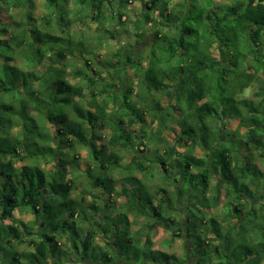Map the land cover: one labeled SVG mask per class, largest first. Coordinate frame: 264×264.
<instances>
[{
  "label": "trees",
  "instance_id": "16d2710c",
  "mask_svg": "<svg viewBox=\"0 0 264 264\" xmlns=\"http://www.w3.org/2000/svg\"><path fill=\"white\" fill-rule=\"evenodd\" d=\"M46 1L58 12L38 24L36 0H0V264H66L81 253L91 264H264V170L254 160L257 152L264 164V83L258 101L241 97L264 82V0H183L176 17L172 0H141L143 22L157 26L147 68L122 48L94 66L89 38L68 27L136 0H75L71 9L70 0ZM165 93L176 102L163 105ZM102 127L111 132L104 144ZM165 129L176 137L161 155ZM137 140L153 157L124 162L120 149ZM158 165L167 186L153 189L138 173L152 181ZM17 209L34 219H16ZM160 223L185 235V257L154 248Z\"/></svg>",
  "mask_w": 264,
  "mask_h": 264
},
{
  "label": "rangeland",
  "instance_id": "374dc122",
  "mask_svg": "<svg viewBox=\"0 0 264 264\" xmlns=\"http://www.w3.org/2000/svg\"><path fill=\"white\" fill-rule=\"evenodd\" d=\"M183 0H172L171 5L174 6L175 9V17L179 15V7L177 6V3L181 2ZM230 0H216L218 3L223 2H229ZM75 5V0H70L68 4V8L71 9ZM106 11V17L107 20L101 19V21L95 20L93 17L86 14H83V18L80 19L74 26L72 24L68 25L69 29H71L73 32L82 30L86 38H89L88 41L91 43V53H87L85 57H90L94 60V66H100L104 61L112 59L113 60V53H115L118 49H126L127 53L129 55L135 56V61H141L143 68L148 67L149 63V56L152 49V38H153V32L157 29V26L154 22H143V17L141 15L145 11L144 1L136 0L132 3H129L126 8L120 9V7L116 4H113L112 7H107L105 9ZM122 11L123 16L121 19L118 18V12ZM53 13L54 15L58 12L57 9H53L52 7H49L47 5L46 0H36L35 9H34V17L38 24H41L42 17L49 16V13ZM12 14L14 15L13 19L20 21L22 19L21 12L19 10H13ZM113 15V18H110L109 16ZM154 17L157 19V21H161L163 17L159 14L158 11L154 12ZM7 16L9 17V14L5 12L3 21L9 22ZM69 17L74 19V15L70 10ZM52 18L53 21L56 19L55 16ZM178 20L173 21L172 25L175 27L178 24ZM176 25H175V24ZM166 31H169L170 28L167 26H163ZM162 27V28H163ZM80 28V29H79ZM104 28L107 30L113 31L114 35L110 34V32H105ZM89 47V49H90ZM204 52V51H203ZM217 52V51H216ZM200 53V52H199ZM202 54V53H201ZM85 57L77 58L76 62L80 65L82 63V59L84 61ZM68 59L72 60L73 57L68 56ZM116 59V58H115ZM114 59V61H115ZM64 61V60H63ZM45 66V65H44ZM106 74V73H104ZM133 68L128 69V77H132L133 85L135 88V92L133 94V98L136 101L138 99V93L137 91H141L140 83L138 81L137 76L135 75ZM260 77L264 81V74L261 73ZM73 82H79L77 78L72 77ZM264 82H259L258 80L255 81L249 88L245 90L244 93L241 94V97H249L254 99L255 101H258L260 97L255 96V92L260 90V86L263 85ZM121 86L120 88H122ZM161 101L163 105H166L173 101L175 103L176 101L174 98L167 93L163 94L161 97ZM148 121L150 122L151 127H156L158 125V121L151 116H147ZM238 124V121L232 120L228 123V126L231 129H234ZM141 124H135L131 127V130L134 132H137L139 130V126ZM104 131L105 139H101L99 143L104 144L107 142V139L110 137V130L102 127ZM162 136H167V142H161L158 146L157 152L159 154H163L165 152V148L168 144H173L175 141L176 134L175 133H168V130H164L162 132ZM139 140L136 142H133V144L128 148L120 149V152L124 154L125 159L124 162H129L133 157L137 158H143L148 155L150 157H153L148 151L147 148H145L143 145H139ZM150 149L155 150V146L151 145ZM178 151L183 152L182 147H177ZM79 151L82 155V162L80 167L83 169V171L88 167L90 164L89 159V153L87 148H79ZM109 151V150H108ZM195 155L202 156L204 155V151L200 148H196ZM254 160L260 166L262 170H264V164L262 163V159L258 156L257 152H254ZM176 156V155H175ZM67 160L71 159L70 157H66ZM45 168L51 167V164L43 165ZM68 167H70L68 165ZM163 169L162 165H158L155 168V177L152 178V181H149L150 178H146L143 176V174L138 173V176L143 177L146 179V182L150 183L153 189H156L158 185L160 186H167L166 183L163 182L162 179ZM70 175H68L69 177ZM119 181L117 182V189H120L122 186V179L118 178ZM84 183L86 182L83 180ZM215 180H212V183L215 184ZM87 186V185H86ZM86 186H83V190H86ZM97 191V190H96ZM264 193V190H263ZM93 197L91 195H87L85 198V203H90L92 201ZM127 198L123 197H117V203H121L125 201ZM262 203L264 204V199L262 200ZM182 211H184V208H182ZM14 217L16 219L24 220V221H30L34 219V215L27 211H20L16 210ZM179 220H183V215L181 214L179 217ZM11 219L5 220V223H11ZM147 220L144 217H141L137 220H135L132 230L134 232L140 230L142 226L146 224ZM184 225V224H183ZM39 226H37L35 229L37 230ZM145 237V236H144ZM143 240L144 241V238ZM106 238H103L101 235L98 236V241L102 245L106 242ZM153 241H154V248L160 249L163 251H166L168 253H175L179 257H185L186 255V249L189 247L188 242H186L185 235L180 236H173L170 229L167 227L158 224L153 232ZM20 250L26 249L27 247L25 245L19 247ZM196 258L195 257H188L186 258L185 264H195ZM48 264H54V261L52 259H49ZM66 264H91L89 262V259L85 257L82 253L79 254V256H73L71 257V260L66 262Z\"/></svg>",
  "mask_w": 264,
  "mask_h": 264
}]
</instances>
